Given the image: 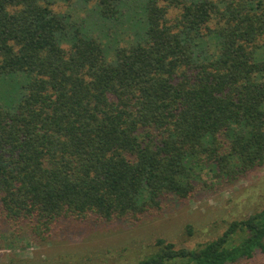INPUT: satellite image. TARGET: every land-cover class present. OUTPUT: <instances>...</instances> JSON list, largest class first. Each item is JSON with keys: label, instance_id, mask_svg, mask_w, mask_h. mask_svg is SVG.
<instances>
[{"label": "trees", "instance_id": "1", "mask_svg": "<svg viewBox=\"0 0 264 264\" xmlns=\"http://www.w3.org/2000/svg\"><path fill=\"white\" fill-rule=\"evenodd\" d=\"M52 1L0 0V222L41 241L65 221L136 224L205 176L264 167V0H77L90 21ZM111 29L131 38L110 48ZM155 247L132 264L247 262L264 254V207L196 247Z\"/></svg>", "mask_w": 264, "mask_h": 264}, {"label": "rangeland", "instance_id": "2", "mask_svg": "<svg viewBox=\"0 0 264 264\" xmlns=\"http://www.w3.org/2000/svg\"><path fill=\"white\" fill-rule=\"evenodd\" d=\"M52 2L55 11L68 13L77 21L83 18L90 21L92 3L82 8L77 0ZM91 25L96 28L94 19ZM132 32L135 37V31ZM99 35L110 48L123 46L131 38L128 30L119 29L102 30ZM105 44L106 56L111 58ZM7 79L2 88L3 98L11 103L12 91L26 82L27 77L17 73ZM205 178L212 183L211 188H199L186 201L167 198L158 215L136 224L121 220L101 224L65 221L48 240L41 241L33 237L26 225L1 221L0 264H132L153 252L160 237L193 248L222 235L233 220L264 207V167L231 183ZM188 225L192 226L191 234ZM240 237L235 234L233 242L237 243ZM262 263L264 254L239 264Z\"/></svg>", "mask_w": 264, "mask_h": 264}]
</instances>
